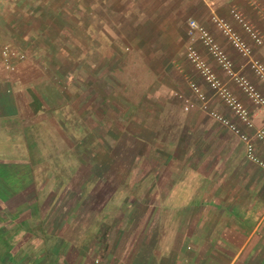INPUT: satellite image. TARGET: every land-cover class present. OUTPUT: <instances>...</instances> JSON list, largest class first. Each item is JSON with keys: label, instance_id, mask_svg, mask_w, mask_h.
Segmentation results:
<instances>
[{"label": "crops", "instance_id": "obj_1", "mask_svg": "<svg viewBox=\"0 0 264 264\" xmlns=\"http://www.w3.org/2000/svg\"><path fill=\"white\" fill-rule=\"evenodd\" d=\"M27 1L0 0V38L24 52L12 70L0 61V264H264V168L166 83L133 77L166 73L169 27L189 18L235 2L259 25L245 0ZM72 10L75 57L60 48ZM104 117L136 125L107 133Z\"/></svg>", "mask_w": 264, "mask_h": 264}, {"label": "rangeland", "instance_id": "obj_2", "mask_svg": "<svg viewBox=\"0 0 264 264\" xmlns=\"http://www.w3.org/2000/svg\"><path fill=\"white\" fill-rule=\"evenodd\" d=\"M9 1V0H6ZM11 2L15 1V5L25 6L27 4V0H10ZM77 0H74V3ZM8 3V2H6ZM3 4L9 8V4ZM235 3V2H234ZM230 3L229 5L225 6V12L220 11L219 13L210 12L204 21H197L194 19L198 24L202 25L213 37L216 43L220 46V48L227 54V56L232 60V70L244 75L247 80L253 85V87L264 97V84L261 80L253 73V71L247 66L246 57L239 54L229 43L225 35L221 32V30L214 24L211 20V15H216L218 17H222L226 21L230 23L232 28L236 30V32L246 41L249 49H250V56L251 58L257 59L264 65V0H245V3L250 11V13H254L258 15L259 25L252 22L243 12L240 11L236 4ZM2 5V6H3ZM235 9L242 17V19L251 27V29L255 30L258 34L261 35L262 41L259 44H256L252 38L249 36L247 31L242 27L239 21L234 19L231 15L230 9ZM32 12V11H31ZM72 22H67V29L65 33L67 35L62 36V44L61 49H66L70 53L73 54L75 57L78 52L80 51V11L79 10H72ZM188 20V19H187ZM52 24L56 25L57 28H60L61 25H64L63 18H54L51 21ZM69 26V27H68ZM48 27V26H47ZM64 27V26H63ZM52 28V25H51ZM169 38L166 43V47L164 48L163 53L169 52L168 56L164 58L163 65H165V74L161 75H153L151 78L147 74H140L135 73L133 75L135 82H163L168 85L171 89V97L173 100L176 101L178 107L180 109H184L183 106L186 102L191 101L192 105L188 106L187 110H182L186 112V116L189 117H200L202 119V124L208 126L219 124L224 126V128L228 129L227 126L220 123L218 120L214 119L211 115H209L206 111L199 108L193 93L190 91L188 87V83L193 81L197 83L201 90L204 92L208 109L215 111L216 113L220 114L222 117L236 123L239 127L240 124L237 123V115L233 110L230 109L228 105L224 103V101L218 97L212 89H210L196 69L191 65V63L185 57V46L187 44H191L203 57V59L208 63V65L213 69L216 76L220 79V81L231 91V93L242 103V105L248 111L249 116L251 117V113L249 112L248 108L253 105L256 109H259L261 115L264 117V109L261 108L259 105L255 104L228 76V74L215 62V60L211 57L207 49L202 45L199 41L195 33H191L188 30L187 21L186 24H178L176 26L169 27ZM16 30L15 28L11 30L13 32ZM49 30V27H48ZM8 39H5L8 43L14 46L16 49L19 50L17 47V37L15 36H8ZM1 39V38H0ZM60 43V42H59ZM164 46V45H163ZM20 51V50H19ZM126 51V49H125ZM24 53V52H23ZM71 54V55H72ZM136 62V61H135ZM137 64V62H136ZM167 69V70H166ZM138 72V71H137ZM116 75V74H114ZM122 80L126 81L127 77L125 75H116L115 80ZM245 102V103H244ZM261 108V109H260ZM185 116V117H186ZM187 116V117H188ZM128 117H104L101 122L98 124L100 125L101 131H107V133H112L113 130L118 129H125L126 126L128 127L129 124H133L132 122L128 121ZM137 118V117H135ZM158 122L157 124L167 126L170 125V120L175 117H156ZM133 120V118H131ZM71 124H73V128L80 126L81 123L75 122L77 120L76 117H72ZM160 120H164L163 122ZM95 127L92 128L95 130L97 129V121L93 122ZM89 123L88 126L92 127ZM240 123V122H239ZM136 125V124H133ZM132 125V126H133ZM144 126L143 117H138V126ZM141 126V127H142ZM169 127V126H168ZM241 128V127H240ZM91 130V129H90ZM92 139V136L89 137V140ZM84 141L87 142L86 139ZM99 141L103 142L104 140L99 139ZM107 144V143H105Z\"/></svg>", "mask_w": 264, "mask_h": 264}, {"label": "built area", "instance_id": "obj_3", "mask_svg": "<svg viewBox=\"0 0 264 264\" xmlns=\"http://www.w3.org/2000/svg\"><path fill=\"white\" fill-rule=\"evenodd\" d=\"M231 15L234 19L240 22L242 27L247 31L252 40L259 44L262 41V37L255 30L242 19L241 15L233 8L230 9ZM211 20L225 35L232 47L242 56L246 57L247 66L253 71V73L264 84V65L255 58H251L250 49L246 41L232 28L230 23L218 17L211 15ZM188 30L191 33H195L202 45L207 49L211 57L215 62L228 74L233 82L257 105L264 109V97L253 87V85L247 80V78L232 70L231 59L220 48L210 33L194 19L187 20ZM185 57L191 63V65L199 73L205 84L213 90V92L220 97L226 105L237 115V120L246 128L251 129V132L243 130L236 123L222 117L220 114L213 110L208 109L207 99L200 86L190 81L188 87L193 93L195 100L202 110L206 111L214 119L227 126V128L235 133L243 142L244 154L246 158L252 160L264 168V160H262L256 154V143L264 149V127L259 126L253 128L252 119L248 114L246 108L242 103L231 93V91L220 81L216 76L213 69L203 59L200 53L191 45L185 46ZM24 58V53L19 51L10 43L0 39V61L6 69L12 70L17 61ZM192 102H186L183 106L187 109L191 106Z\"/></svg>", "mask_w": 264, "mask_h": 264}]
</instances>
